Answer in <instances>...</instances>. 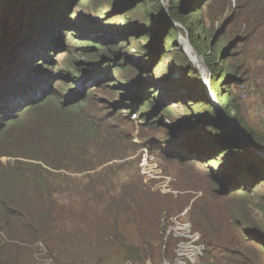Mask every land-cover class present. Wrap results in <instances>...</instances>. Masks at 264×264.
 <instances>
[{"label": "trees", "instance_id": "trees-1", "mask_svg": "<svg viewBox=\"0 0 264 264\" xmlns=\"http://www.w3.org/2000/svg\"><path fill=\"white\" fill-rule=\"evenodd\" d=\"M31 1L39 0H0V63L4 62L0 78L5 80L0 87V134L17 128L30 130L20 136L23 146L18 145L21 155L17 158L22 161H0V264H103L115 253H121L124 262L136 264L132 249L143 261H175L183 239L173 232L168 236L167 231L173 224L171 218L187 205L191 228L205 247L195 260L198 264H264V157L231 131L228 120L238 118L228 89L236 76L229 58L214 66V35L217 38L224 30L213 33L207 28L205 11H200L201 4L207 9L218 0H184L186 7H181L183 0H169L170 21L165 20L161 0L116 2L119 14L112 19L104 14L109 20L100 26L117 27L116 38L124 45L140 43L139 52L129 58L138 60L133 62V77L146 80L124 87L127 94L122 104L105 110L94 104L92 112L87 97L93 90L89 88L109 87L115 80L112 72L121 73L118 54L110 45L77 38L86 61H73L72 67L62 70L64 63L56 59L66 48L68 35H73L66 19L67 5L52 0L43 2L40 9L39 4L28 8ZM227 7L225 0L214 12L223 13ZM233 12L246 35L255 28L264 30V0H237ZM116 21L126 27L120 29ZM179 32L188 37L214 75L211 92L219 108L202 82L194 83L184 95L186 87L171 78L173 66H168L166 76H159L162 83H154L149 73L148 78L144 76L151 60L160 65L168 63L163 59L170 55L186 58L183 51L176 53ZM158 34L164 45L152 58L142 42ZM41 66H51L52 72L40 74ZM61 71L68 74L66 79L59 75ZM188 76L196 73L191 70ZM166 81L176 94L167 106V98L156 103ZM89 82L93 85L84 95L77 86ZM58 83L65 86L64 99L55 91ZM74 84L77 89L68 92L67 86ZM180 104L190 111L199 109L202 115L183 119L181 128L186 129L190 121L187 128L192 136L181 142L168 137L161 154L207 166L193 190L202 196L192 203L185 200L181 208L150 197L136 165L120 161L133 153L124 149L125 144H134L122 128L135 127L133 113L143 114L146 128L158 124L148 111L156 115L167 107L170 113V107ZM247 132L251 144L261 150L262 140ZM152 147L147 148L157 153Z\"/></svg>", "mask_w": 264, "mask_h": 264}, {"label": "rangeland", "instance_id": "rangeland-1", "mask_svg": "<svg viewBox=\"0 0 264 264\" xmlns=\"http://www.w3.org/2000/svg\"><path fill=\"white\" fill-rule=\"evenodd\" d=\"M45 1L52 0L31 1L27 7L30 8L35 4H39L40 9ZM53 1L60 6L66 3V13L69 12L66 19L70 22V30L74 35L73 36L71 33L68 35L67 41L64 42L66 48H63L59 52L61 56L56 59V61L58 60V62L60 61L61 63H64L61 64V68H63L62 70L72 67L73 61H77L78 63H84L86 61L85 58L81 57L82 50L79 48L81 45L77 38H81V40L88 39L110 45L118 54V60L122 63L121 66L123 70L121 73L118 74L117 72H112L111 75L115 80L112 83H109V87L104 86L95 89L94 87H90L93 85V82H89L85 87L82 84H79L77 87L84 91V95H86V92L89 89L93 90V92L87 97V101L90 102L89 110L91 112L94 104L104 110L111 107L113 104H122L121 98L127 94V92L123 90L124 87L129 88L130 85L137 86L146 79L136 76L135 78L133 77V62L138 60L135 58L130 60L129 58V55L139 52L140 43H131L129 41L124 45L118 38H116L115 31H119L117 30V27L105 29L100 26L106 20H109V18L112 19L117 17L119 12L116 11L115 6L116 2L119 3L120 0H86V2L84 1L83 3L81 2L82 0ZM89 2L91 4H89ZM161 2L163 5L162 8L165 20L170 21V2L169 0H161ZM182 3L181 7H186L184 0ZM236 4L237 0H227V5L229 6L227 7V10L223 13H219V11L215 13L214 9L220 10L225 5V0H218L214 2L213 5L211 4L207 9L201 4L200 11H205L204 17H206L207 28L213 33L216 30H224L217 38H215L216 36L213 34L215 39L213 49H215L216 53V61H213V63L215 62L214 66H218L222 59L229 58L228 63L231 66L232 73L236 76L234 79H230L231 83H229L230 88L228 90L232 99L235 101L236 109L234 111V116L238 119L229 120H232V122L244 128L246 131H251L256 138L262 140V149H255L251 144L250 137H242L240 127L234 126V124L228 120L231 131L241 137V140L248 148L264 157V30L261 31L255 28L253 34L246 35L241 28L242 21L233 12V8ZM104 14L110 17L107 18ZM115 24L119 25L118 27H120V29L126 27V24L123 21H116ZM174 25L177 26L178 24L174 22ZM6 38L8 39V37ZM123 40L126 41L125 39ZM184 41H187L189 47L192 48L190 53H188ZM142 45L147 47V52L150 53L152 58H154L159 50L162 49L164 40L162 36L158 34L149 42H142ZM178 45L179 49L176 50V53L183 51L186 58L179 57L175 59L173 55H170L163 59L168 61L169 64L162 63L160 65L159 63H155L154 65L151 60L147 63L146 67L148 70L147 72L144 71V76L148 78L146 74L149 73L153 75L151 78L154 77V83H159L160 81L162 83L159 76H166L168 74L166 71L168 66H173L176 69L171 74V78H173V80H178L181 82L180 84L186 87L184 91H182L184 95L187 96L190 87H193L194 83L202 82L210 96V100L218 107L216 99L211 97V86L213 84L214 75L209 70L203 57L193 49L188 37L182 32H179ZM66 50H69V53H65L64 51ZM172 51L173 50H171V52ZM9 54L10 52L8 53V56ZM123 58L127 61L122 62ZM0 64H4V62ZM11 67H9L10 70L13 69V67ZM40 69V74L47 75L46 73L50 74L52 72L51 66H41ZM112 70L113 69H111V71ZM191 70L196 73L195 77L188 76ZM59 75L65 79L68 77V74H66L65 71H61ZM17 76H22L20 70L17 71ZM130 76L133 78H130ZM219 78L220 75L216 77L215 80H219ZM167 84L168 82L160 86V94L156 99L157 103L158 101L167 98L165 102L166 106L169 104L168 99L176 95L169 89ZM4 85L5 80L1 77L0 87H4ZM75 89H77L75 84L70 87L67 86L68 92ZM64 90L65 86L63 83L55 85V91L58 92L59 96H62V99L67 95V93L62 94ZM70 100L74 101V98ZM77 100L78 99H76V101ZM166 108L157 112L156 115H153L154 111H148L147 113L152 115L150 117L156 119L158 124L146 128L143 126L146 124L145 119L142 118L143 114L140 115L138 112L133 113L137 115V124H135V127H122L130 133L129 136L132 138L131 142L134 144L133 146L130 143L125 144L124 149L126 152L133 151V153H129L128 156L121 158L120 161H130L136 165L137 173L140 175L139 177L143 178L141 183L149 189L150 197L165 200L173 206H179L181 208L184 206L185 200H191L192 203L202 196L201 192H195L193 190L197 188V181L201 178L200 174L207 170V166L197 162L191 163L190 161L181 162L179 160L177 161V159L172 160L165 154H161L166 150V147H163L162 144L168 137L176 142H181L190 138L192 132L187 128L190 126V121H186L185 125H188L185 126L186 129L181 128L182 124H180V122H182L183 119L191 118L192 120L202 114L198 113L199 111L197 110L199 109L190 111L187 106L182 104L170 107V110L172 111L170 113H168ZM29 131V129L21 130L17 128L10 131L7 135H5V133L0 134V161L2 163H11L16 160L22 161L21 158H17V156L21 155L18 145L23 146V140L20 136L26 135ZM152 144L157 151V153L154 152L155 154L147 148L149 146L152 147ZM135 145L137 148H135ZM125 151L123 150V153H125ZM26 161L32 162L29 159ZM208 166H213V168H215L214 163H210ZM130 172L134 174L133 170ZM78 175L81 177L83 174ZM203 184H205V186L207 185L206 182H203ZM241 197L242 196H240V198ZM189 209L190 205H187L185 206V209L183 207L181 210L182 212L179 211L181 212L179 215L172 217L173 224L167 231L168 236L173 232L177 237L183 239V242L179 246L180 255L175 261H168L166 259L160 261L148 259L143 261L138 258L139 252L132 249L131 251H134L135 253V259L138 260L136 264H198L195 260L202 255L203 252H195L196 247L200 246L198 243L200 235L194 233L191 228L189 215H187ZM136 247L137 246H134V248ZM103 264L129 263L124 262L121 253H115L111 254Z\"/></svg>", "mask_w": 264, "mask_h": 264}, {"label": "water", "instance_id": "water-1", "mask_svg": "<svg viewBox=\"0 0 264 264\" xmlns=\"http://www.w3.org/2000/svg\"><path fill=\"white\" fill-rule=\"evenodd\" d=\"M184 43H185V45H186V49L188 50V53H190L191 50H192V48L189 47V44L187 43V41H184ZM211 93H212V92H211ZM213 96H215V95H214V94H211V97H213ZM224 117L227 118L226 116H224ZM229 122H232V120H229ZM232 124H234V126H238V127H240L239 125H237V124L234 123V122H232ZM240 133H241L242 137H249L248 132H247L244 128H242V127H240ZM240 138H241V137H240Z\"/></svg>", "mask_w": 264, "mask_h": 264}, {"label": "built area", "instance_id": "built-area-1", "mask_svg": "<svg viewBox=\"0 0 264 264\" xmlns=\"http://www.w3.org/2000/svg\"><path fill=\"white\" fill-rule=\"evenodd\" d=\"M131 118H132L133 120H137V115H136V114H132V115H131ZM197 238H198V236H197ZM195 247H196V246H195ZM204 248H205V247H204L203 245H200V246L196 247L195 252H198V253L203 252ZM194 255H195V254H194Z\"/></svg>", "mask_w": 264, "mask_h": 264}]
</instances>
